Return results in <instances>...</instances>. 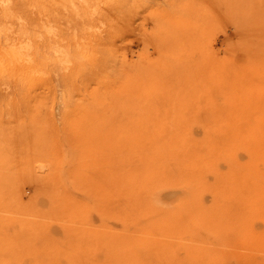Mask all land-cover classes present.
I'll use <instances>...</instances> for the list:
<instances>
[{
  "label": "rangeland",
  "instance_id": "374dc122",
  "mask_svg": "<svg viewBox=\"0 0 264 264\" xmlns=\"http://www.w3.org/2000/svg\"><path fill=\"white\" fill-rule=\"evenodd\" d=\"M92 4V17L69 0L0 6V199L21 197L32 208L36 200L48 210L64 190L89 209L85 225L71 219L59 223L63 230L55 223L59 244L80 226L87 234L104 232L96 209L103 197L96 193L111 184L107 172L130 166L116 158L135 153L138 139L183 137L195 148L196 140L227 127L264 128V0ZM22 40L29 49L10 58L9 44ZM14 225L0 229V241L10 240L11 248L21 241ZM74 240L76 248L81 241ZM19 258L28 259L8 254L5 261Z\"/></svg>",
  "mask_w": 264,
  "mask_h": 264
},
{
  "label": "bare ground",
  "instance_id": "6f19581e",
  "mask_svg": "<svg viewBox=\"0 0 264 264\" xmlns=\"http://www.w3.org/2000/svg\"><path fill=\"white\" fill-rule=\"evenodd\" d=\"M93 1L69 0V4L79 14L89 10L92 17L96 13ZM0 6L8 7V0H1ZM52 33L48 27V36ZM7 49L9 57L15 58L29 49V43L15 41ZM52 49L61 56L58 48ZM227 128L196 140L195 148L187 147L183 137L162 139V143L159 137L160 144L146 137L138 139L135 153L116 158L119 165L130 166L107 172L111 184L96 193L103 197L96 209L104 232L98 229L87 234L80 226L76 234L63 232L67 240L64 237L66 241L59 244L63 235L59 240L53 233L55 223L64 230L63 222L74 219L83 224L89 217V209L62 189L53 195L48 210L36 207V200L32 208V202L24 207L27 203L21 197L1 198L0 213L8 217L0 215V229L15 224L21 241L17 238L11 248L9 239H1L0 264H8V254L28 257L25 261L19 258V264H264V128ZM9 183L5 187L11 188ZM73 239L81 241L77 250L69 241ZM82 242L89 244L87 248L94 247L79 252ZM42 247L45 252H40ZM78 252L83 254L81 259Z\"/></svg>",
  "mask_w": 264,
  "mask_h": 264
},
{
  "label": "crops",
  "instance_id": "0c3cea01",
  "mask_svg": "<svg viewBox=\"0 0 264 264\" xmlns=\"http://www.w3.org/2000/svg\"><path fill=\"white\" fill-rule=\"evenodd\" d=\"M48 38V37H47ZM49 39V38H48Z\"/></svg>",
  "mask_w": 264,
  "mask_h": 264
}]
</instances>
